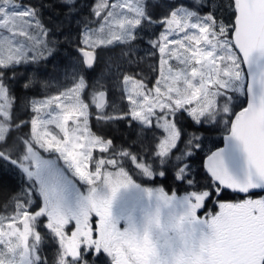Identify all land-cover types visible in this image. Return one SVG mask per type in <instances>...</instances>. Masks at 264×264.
<instances>
[{"label":"rangeland","instance_id":"obj_1","mask_svg":"<svg viewBox=\"0 0 264 264\" xmlns=\"http://www.w3.org/2000/svg\"><path fill=\"white\" fill-rule=\"evenodd\" d=\"M33 1L0 0V142L9 134L15 116L11 80L24 86L38 82L40 92L24 103L32 115L29 140L21 157L32 171L36 191L29 185L27 199L10 214L0 215V264H48L46 254L53 245L63 256L67 247L63 237L56 239V233L45 230V226L40 233L34 230L27 212L38 203V208H51V212L60 208L63 192L52 188L55 182L58 188L78 179L81 184H94L92 187L102 185L96 199L107 197L118 205L125 203L120 199L130 194L143 195L149 205L160 208H187L189 201L195 203L200 198V193L178 194L162 186L145 185L141 178L152 180L157 176L153 167L94 134L89 126L92 117H120L116 111L118 99L110 100L102 110L94 108L101 81L87 84L82 60L76 56L69 59L70 64L64 68L62 65L54 77L37 72V64L54 55L58 34L46 25ZM58 1L68 6L76 0ZM188 1L93 0L95 18L82 29V46L96 50L124 47L122 55H115L118 62L134 60L142 52L157 57L147 79L146 75L125 76L118 67L114 69L120 76L109 80L122 93L125 103L121 104L131 119L160 130L158 154L163 160L173 161L181 181L192 183L197 168L194 158L219 144L246 94L248 77L232 38L234 22L229 0L223 2V7L215 0H195L194 5ZM164 3L165 15L155 19L157 5ZM65 18L70 20L62 13L61 21L54 25L63 28ZM11 66L18 67L21 74L16 71L9 75L7 70L14 69ZM41 75L46 76L40 79ZM234 89L236 93L232 94L229 90ZM185 112L218 131L207 136L188 132L183 138L178 116ZM182 142L179 152L173 155ZM124 163L131 168L119 167ZM36 192L39 197H35ZM36 221L41 224L37 218ZM33 245L37 249L35 256ZM66 261L70 264L69 258Z\"/></svg>","mask_w":264,"mask_h":264},{"label":"flooded vegetation","instance_id":"obj_2","mask_svg":"<svg viewBox=\"0 0 264 264\" xmlns=\"http://www.w3.org/2000/svg\"><path fill=\"white\" fill-rule=\"evenodd\" d=\"M92 186L55 182L52 188L63 192L60 208L27 211L34 230L45 226L67 242L63 256L52 246L48 264L68 258L70 264H264V190L240 194L215 186L195 191L199 200L179 209L149 205L140 194L120 205L97 200L103 187Z\"/></svg>","mask_w":264,"mask_h":264},{"label":"trees","instance_id":"obj_3","mask_svg":"<svg viewBox=\"0 0 264 264\" xmlns=\"http://www.w3.org/2000/svg\"><path fill=\"white\" fill-rule=\"evenodd\" d=\"M194 1L195 0H189L188 2L193 4ZM215 1L218 2V4L220 3L219 5L222 7L223 2H225V0ZM32 3L39 9L40 15L46 25L55 29L58 34L55 39L56 51L54 55L50 60L38 63L36 66L37 72L40 73V71H42V74H46L47 77H54L59 73L62 65L63 68L67 67L70 64L69 59L76 56V58L82 60L80 65L83 69V76L86 79L87 84L99 80L101 81V84L98 88L100 90L108 91L109 101H115V98L118 99V107L116 108V111L117 113H120V117L112 118L110 114L101 120L92 117L89 126L92 128L94 134L101 137L103 140L111 141L115 149L129 152L138 157L141 162L151 165L156 171L157 176L152 180L141 178V181H143L145 185L162 186L167 191L176 192L178 194L192 190L201 191L215 187L216 184L206 173L204 168V160L209 152L199 153L194 158L197 168L196 177L193 182L189 183L188 181H181L182 179L177 176L176 166L173 161L170 158L163 160L158 154V146L162 137L160 130L154 126H143L131 119L127 115V110L122 105L125 103L124 98L120 96L122 93L117 92V87L114 85V81L111 79L109 80L110 77L120 76V74L114 69L118 67L123 69V75L125 76L137 74L138 76L146 75L147 78V76H150L151 69H153L157 57L152 55L147 56L142 52L141 56H138L134 60L129 58L128 61L119 60L120 62H118L115 60V55H122L124 47L114 45L99 48L97 50L95 64L92 67H87L84 63L83 56L80 53V48L82 47V29L88 22L95 18L92 9L93 0H76L73 4H68V6L64 3H60L58 0H34ZM199 4H203V2H200ZM229 4L230 18L234 22L236 12L233 0H229ZM221 10H224V8H221ZM165 12V3L163 5H157L153 16L155 19H158L163 17ZM62 13L63 17L70 19L69 21H67L66 18L63 20V28L62 25H54L56 21H61ZM143 36L145 37V33ZM141 41H144V38H142ZM15 68L7 70L8 74L10 73L9 75H11L15 73L18 70V67ZM17 74L21 73L17 71ZM45 76L40 77V79L45 78ZM11 81L10 89L16 102L15 116L9 134L4 141L0 142V215L2 216L10 214L11 210H13L18 203L27 199L30 187L34 193L36 191V183L32 177V171L21 161V157L25 152L26 143L29 140V122H31L32 115L29 111L28 105L26 106L24 103L29 97L39 96V84L38 82L35 84L33 82V84L27 83L24 86V84L15 81V79ZM8 82H10V79ZM229 91L232 94L236 93L235 89ZM115 94H119V97H114ZM246 104L247 96L245 94L242 96L241 102L237 105L234 115L244 108ZM94 108L97 109L96 105ZM121 114L126 117L121 116ZM234 115L230 117L231 120ZM178 124L184 131L183 138L187 136L186 133L188 132L207 136L213 135L218 131V129L213 128L212 125L207 126L204 123L197 122L192 116H188L186 112L178 116ZM229 128L230 127L222 132V138L218 142L219 144L215 145L213 149L223 145L224 135L229 131ZM182 144L183 142L179 145L178 149L174 150L173 155L179 152ZM123 165L126 169L131 168L127 163H124L119 167H123ZM160 173H162V176L158 175ZM82 185L88 184L83 183ZM36 196H38V193L35 197Z\"/></svg>","mask_w":264,"mask_h":264},{"label":"water","instance_id":"obj_4","mask_svg":"<svg viewBox=\"0 0 264 264\" xmlns=\"http://www.w3.org/2000/svg\"><path fill=\"white\" fill-rule=\"evenodd\" d=\"M233 1V40L248 77L247 104L235 114L223 145L206 156L204 166L222 188L245 194L264 190V0ZM80 53L92 67L96 50L83 47ZM108 100V91L101 90L96 107H105Z\"/></svg>","mask_w":264,"mask_h":264}]
</instances>
